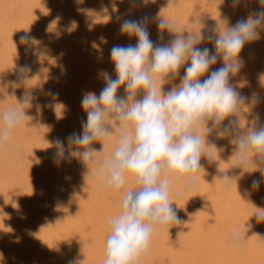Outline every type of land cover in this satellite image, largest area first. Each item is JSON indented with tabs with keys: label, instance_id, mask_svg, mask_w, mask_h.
Here are the masks:
<instances>
[{
	"label": "bare ground",
	"instance_id": "obj_1",
	"mask_svg": "<svg viewBox=\"0 0 264 264\" xmlns=\"http://www.w3.org/2000/svg\"><path fill=\"white\" fill-rule=\"evenodd\" d=\"M17 1L21 2V11L19 19L14 20L11 26L9 40L16 37L15 31H19L22 36L33 29L35 42L41 41L45 33L48 40L60 38L59 47L61 48L55 47L52 43L49 44V48H46L42 44L38 47L34 58L49 57L48 59L51 60H47L48 66L45 67L47 63L37 66L31 59L28 60L27 65L31 66L32 73L22 74L18 69L25 63L26 58L22 52L25 42L17 38V46L21 52L18 51L20 55L16 56L14 63L11 62L12 67L10 68L14 72V79L21 82L26 76L31 77L32 75V78L34 77L35 81L41 85L39 89L41 98H35L33 102L32 106L35 109L33 116H27L28 112L26 113L22 106L19 108L17 106L16 109L24 114L22 122L27 119L28 122L40 123L42 138L34 141L36 148L32 156L22 160V150L26 147V143L35 137L30 135L27 129L23 130L24 127L21 124L23 128L20 131L24 133V136L20 138L21 142L17 140L19 134L16 132L17 135L12 133L7 143L8 147H5L6 145L0 147V264H66L70 258H86L85 264H103L106 255L105 241L109 235L108 221L120 212L121 195L108 187L106 183L99 182L91 167L89 168L78 160L74 159L71 164L61 161L57 165L53 160L56 153L53 142L57 138L65 139L74 131L82 132L81 120H86V113L80 105L83 93H99L104 86L103 81L97 78L99 70L108 71L115 77L114 65L110 60V48L114 44L136 43L137 41L135 38L129 39L127 36L118 34L120 22L115 19L116 14L112 11L113 9L108 11L104 7L102 12L105 16L106 30L101 25L103 20H97L93 23L92 30L95 32L92 39H89L83 37L84 31L79 26V28L72 26L73 31L68 34L64 28L56 27L54 19L63 3L57 4L55 0H51L48 6L44 7L37 4L38 0H8L6 5ZM69 1L71 2L67 6L71 9L72 6L74 8H76L75 5L79 6L78 1L81 0ZM202 1L199 0L200 6ZM154 2L164 4L169 0ZM253 2H251L252 6ZM178 3L173 12L172 21V25L176 26L177 30L188 20L187 16L182 13L188 3H185V0H179ZM128 6L126 5L127 10ZM3 8H0L1 18L6 12L4 11L2 15ZM12 12L14 15V10ZM244 15L246 16V11L238 7L230 16L231 22L234 23L236 19ZM208 16L212 22L211 12ZM68 20L62 23L63 26L72 22ZM261 37L259 41L246 43L241 51L240 56L246 61V67L241 70L244 74L242 84L237 83L240 80L239 75L230 77V81L236 83L238 89L244 94L257 91L264 96V79H262L264 77V32H261ZM169 42L170 40L164 44ZM7 43L11 41L6 39L4 45ZM197 47L202 48L203 42ZM209 47L215 52L212 43ZM57 49L65 51L66 55V64H64L62 73H59L55 57L51 58L52 52ZM187 63L181 67L179 74L171 83L163 85V89L170 90L173 85H179L180 76L184 74ZM222 64L223 61L218 59L209 72ZM71 70H79L82 74V79L78 83H72L66 79ZM60 74L62 75L60 78L63 79L60 84L49 83V80H53L56 75ZM206 76L207 73L203 78ZM49 88L54 92H59L57 100L46 96L45 93ZM120 94H126L123 86L118 90V95ZM140 95L142 96L143 93L141 92ZM46 98L49 101L45 103L46 105L50 104L54 107V102L58 105L66 104L67 111L62 112L63 109H61L56 112L52 109L54 111L51 116L43 120L40 114L42 110L48 108L43 104V99L46 100ZM70 106L74 108V112L71 113V122L67 123L65 117L71 112ZM242 111L243 117L241 118L244 119L242 123L251 121L252 111H259L261 119L264 120V103L255 108L244 106ZM228 119L226 118L223 124H227ZM109 126L113 129V137L105 140L104 145L100 142H94L92 145L98 150H103V155H111L116 146V136L119 134L118 122ZM32 129L33 125L30 127V133ZM218 131L220 128L214 129L211 135H205L204 151L209 153L212 159L202 158V168L198 174L196 187L185 191L183 181L172 177L169 199L170 202L176 203L182 225L169 230L171 225L158 229L152 236L148 251L141 254L136 264H264V223H256L254 219L255 214L264 209V180L258 189L251 187L253 179H261L258 168H264V163L260 162L259 155L253 150L246 156L245 164L241 166L239 150L231 143L233 137L229 135L218 137L216 134ZM209 143L213 146L209 147ZM230 150L236 151L233 161H230L228 157ZM225 175L230 177L227 188L223 186L221 179ZM135 187L134 180L130 176L126 177L124 189ZM175 203L174 207H176ZM249 223L253 225L251 229L246 227ZM233 231H238L245 237L238 250L230 246Z\"/></svg>",
	"mask_w": 264,
	"mask_h": 264
},
{
	"label": "clouds",
	"instance_id": "obj_2",
	"mask_svg": "<svg viewBox=\"0 0 264 264\" xmlns=\"http://www.w3.org/2000/svg\"><path fill=\"white\" fill-rule=\"evenodd\" d=\"M150 2L128 0L127 12L115 17L120 22L118 34L135 38L137 42L114 44L110 48L115 77L101 69L97 78L104 86L99 93H83L80 105L86 120H81L82 132L74 131L65 139L57 138L53 142L56 148L53 160L57 165L61 161L71 164L78 160L91 167L99 182L121 195V210L108 221L103 264H136L141 254L148 251L158 229L182 225L178 207L169 199L172 177L183 181L185 191L196 187L202 158L212 159L204 151L206 134L220 128L218 137L232 136L231 143L239 150L241 166L253 150L264 163V120L259 111L251 112L249 123H242L241 118L244 106L255 108L264 103V96L257 91L244 94L230 81V77L239 75L237 83L242 84L241 70L246 67V61L240 56L241 51L246 43L262 39L264 0H256L259 8L250 6L252 0H231L233 10L242 8L246 16L232 23L231 17L225 15L223 29L214 23L206 26L207 31L187 35L176 31L159 13L131 17L133 10L146 8ZM166 6L174 7V0H169ZM149 24L174 33V38L167 44L154 43ZM30 39L33 37H20L22 42ZM159 40H164V36L160 35ZM203 41L211 42L215 52L208 47H197ZM218 59L223 61L222 66L209 72ZM186 63L179 85L163 89ZM18 71L31 74L32 68L25 64ZM122 86L126 94L118 95ZM45 94L52 100L59 97V92L50 88ZM59 105L62 112L67 111L65 105ZM23 116L15 108L0 112V147L9 142L12 132L22 124ZM226 118L228 123L223 124ZM115 122L119 124L116 146L111 155H103V150L92 145L94 142L104 145L105 140H110L113 129L109 125ZM258 170L261 179L252 180L253 189H258L264 180V168ZM129 176L136 187L125 190ZM221 179L227 188L230 177L225 175ZM254 219L256 223H264V209ZM246 227L251 229L253 225L249 223ZM244 239L241 233L233 231L230 246L238 250ZM85 259L70 258L66 264H85Z\"/></svg>",
	"mask_w": 264,
	"mask_h": 264
},
{
	"label": "rangeland",
	"instance_id": "obj_3",
	"mask_svg": "<svg viewBox=\"0 0 264 264\" xmlns=\"http://www.w3.org/2000/svg\"><path fill=\"white\" fill-rule=\"evenodd\" d=\"M49 1H51V0H45L44 2L38 0L37 1V4L38 5L41 4L42 6L47 7L48 4H49ZM55 1L57 2V4L59 2L61 4L63 3L62 6H61L62 8L60 7L57 10V12H58L57 13V17L54 19V23H55L56 27H58L59 29L64 28V30L66 31L67 34H68V32L69 33L72 32L74 27H76V28L81 27L82 30L84 31L83 37H86V38H89V39H92V36H93V34L95 32V30H92L93 27H94L93 26V23L94 22H96L97 20H103L101 25L104 28L106 27V25L104 23V17L105 16H103L104 13L102 12V10L104 9V7L108 11H110V10L113 9L112 11H114V14H116V16H117V15H119L121 13L127 12L126 11L127 10L126 5L128 6V0H120V1L119 0H115V1L114 0H112V1L110 0L111 2H109V0H100V1L99 0H87V2L85 0H81L82 2L81 1H78L79 6L75 5L76 8H74L72 6L71 9H70V8H68L67 5L70 4L69 2H71V1H69V0H55ZM88 1H90V2H88ZM154 1H156V0H151L149 6H147L146 8H142L140 10H136L137 12L135 10H133V12H134V13L132 12L133 15L134 14H136V15L133 16L131 14V17L132 18H139L143 14H147V15H150L151 14V16H152V15H157L159 13V16L161 18H165L170 24H172V21H173V12L176 10V8H177V6L179 4L178 3L179 0H175L174 4L176 6H174V7H167L166 5L168 3L161 4V3H158V2H154ZM252 1L255 2V0H252ZM1 2H2V4H1ZM7 2H8V0H0V5H1L0 8H3L5 6L3 8L4 10H2V15H3L4 11L7 12V13L6 12L4 13V15H3L2 18L0 17V73H1L0 75L2 77V78L0 77V97H1L0 98V112H3V111L8 110L10 108H15L16 109L17 106H18V108L22 106V107H24L26 113L28 112L27 113V116H29V115L30 116H33L34 115V112H35V109H34V107L32 105H33V102L36 99L41 98L40 97V93H39V89L41 88V85L37 81H35V78L34 77L32 78V75H31V77H27L26 76V78L23 81H21V82H18L16 79H14V76H13L14 75V72H13V70L10 67H12L11 66L12 65L11 62L14 63L16 56L17 55H20L19 52H21V51H19V48L17 46L18 45L17 38H20L21 37V33H19V31H15L14 33L16 34V37L13 40H9V38H11L10 37L11 36V28H12L11 26H12L14 20L16 21V20L19 19V14H20V11H21V2L20 1H17V2H14L13 4L11 3L12 5L11 4L10 5H6ZM19 2H20V5H19ZM202 2L203 3L200 6L199 0H185V3H188L189 5L188 4L185 5V8H183V12L182 13H183L184 16H187V19L188 20L186 21L185 25L180 26V29H178V30L176 29V26H174L176 31L182 32L183 34L185 33V35H187L189 33L199 34V32L208 30L206 26L212 25L214 23H218L221 26V28L223 29V27H224V21H222L223 16H225V15L231 16L236 11V9L234 11L233 8L231 6H229V5H231V0H203ZM254 2H253V6L251 5V7L259 8L260 5L257 2H255V3ZM3 4H4V6H3ZM153 4H154V6H153ZM83 5H84V7H83ZM7 6L9 8H7ZM14 6L17 7L18 9L15 8ZM225 6H226V8H225ZM82 7H83V9H82ZM87 7H90L91 8V11H89L90 8H87ZM5 8H6V10H5ZM153 8H154V10H153ZM227 8H229V9H227ZM155 9H156V11H155ZM12 10H14V15H13ZM81 10H83V11L81 12ZM142 10H143V12H142ZM154 11H155V13H154ZM141 12H142V14H141ZM209 12H211V15L213 17V21L212 22L209 20V16H208L209 15ZM85 13H86V15H85ZM137 13H138V16H137ZM60 14H62V15H60ZM63 14H64V16H63ZM68 15H70V16H68ZM10 16H12V17H10ZM84 18H85V20H84ZM90 19H91V21H90ZM92 19H93V21H92ZM67 20L68 21H72V22H69L66 25V26H68L66 28V26L65 25L63 26L62 23L63 22H66ZM6 22H7V24H6ZM3 24H4V26H3ZM72 26H73V28H72ZM148 28H149V31H150V38L156 44H164L166 41H169V40H171V39L174 38V33H171L168 30H158L155 24L148 25ZM30 30L31 31H28L27 33H25V35H28L30 37H33V39H30L29 41L25 42V45L23 46V51L22 52H24V56L26 58L25 61H24L25 62L24 65L25 64H28V60H31L32 59V60L35 61V63L37 64V66H42L43 64H46L47 63V65L45 66V67H47L48 66V61L47 60H51V59H48L49 57L48 58H39V57L34 58L35 57V54H36V52L38 50V47L41 46L42 44H44V46L46 48H49L50 47V45H49L50 43H52V45H54L55 47H57V46L59 47L61 40H60V38H50L48 40L47 34L44 33L43 34L44 35V37H43L44 40L42 39L41 41L39 40V41L35 42L34 41L35 32L33 31V29H30ZM104 30H106V28ZM88 31H90L91 33L88 32ZM92 31H93V33H92ZM4 34H6V36H4ZM113 34L116 36L115 33H113ZM160 35H163L164 36V40H162V41L159 40V36ZM6 39H7V41H11V43H7V44L4 45V41H6ZM70 45L73 46V44H70ZM208 45L210 46L211 45V42L203 41V47H207ZM209 46H208V48H210ZM59 48H61V47H59ZM9 50H10V52H12V54L9 52ZM64 52L61 49H57V51L54 50V52H52V54H51V56H52L51 58L55 57V62L57 61L56 63H57V68L59 70V73L64 72V64H66L65 63L66 55L64 54ZM11 60H13V61H11ZM213 67L214 66H211L210 68H213ZM60 76H62V75L61 74L59 76L56 75L53 80H49V83L51 82V83H55V84L56 83L60 84L63 81V79H61ZM7 77H8V79H7ZM66 79L67 80H70V82H72V83H78L82 79V74L79 72V70H71L70 73H69L68 78H66ZM29 82H30V84H29ZM35 87H37V88H35ZM25 100H31V104L30 103H25L24 104V101ZM47 102H49L47 100V98H46V100L43 99V104L45 106H46L45 103H47ZM53 104L55 105L54 107H53V105H51V106H47L48 108L42 110V112H41L40 115H41V117H43V120L45 118H48V117L51 116L52 111H54L52 109H55L56 112H59V110L62 109L61 106L58 105L57 103L54 102ZM69 108L71 109V112L68 114V116L66 115V117H65V120H66L67 123H70L71 122L70 121L71 120V115H72L71 113L74 112V108H72V106H70ZM28 109H29V111H28ZM26 120L24 122H22V126L24 128L21 127V125H20L17 129H15V131L12 132L14 135L19 134V135H17V140H19L20 142H21L20 138H22L24 136L23 131H20V130H22V128H23V130L24 129H27V131L29 132V134L32 135L33 137H35L34 139L30 140L29 143H26V147H24V149L22 150V156H21L22 157V160L28 159V158H30L32 156V153L35 151V148H36L34 141L36 139L42 138V136L40 135V132H41V125H40V123L39 122H37L38 124L35 123V122L32 123L31 121L28 122V120L27 121ZM25 124H26V127H25ZM32 125H33V129H32V132L33 133L31 132L32 133L31 134L30 133V127ZM18 130H19V133H18ZM16 132H17V134H16ZM20 132H22V133H20ZM18 136H19V138H18ZM19 141H17V142L20 143ZM5 147H8V145L6 144ZM24 151H26V152H24ZM232 151L233 150H230L228 152V157H230V161H233L235 159L233 157H235L236 151L235 152H232ZM229 153H231V155ZM231 158H233V159H231Z\"/></svg>",
	"mask_w": 264,
	"mask_h": 264
}]
</instances>
